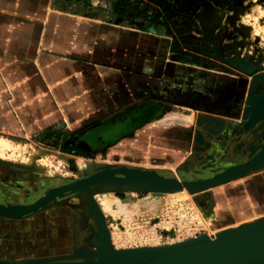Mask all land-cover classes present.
I'll list each match as a JSON object with an SVG mask.
<instances>
[{"label":"crops","instance_id":"1","mask_svg":"<svg viewBox=\"0 0 264 264\" xmlns=\"http://www.w3.org/2000/svg\"><path fill=\"white\" fill-rule=\"evenodd\" d=\"M112 3L0 0V136L75 160L87 175L125 167L184 180L162 174L199 152L204 119L234 115L251 77L187 59L194 49L176 28H144ZM47 220L45 237L55 234Z\"/></svg>","mask_w":264,"mask_h":264},{"label":"rangeland","instance_id":"2","mask_svg":"<svg viewBox=\"0 0 264 264\" xmlns=\"http://www.w3.org/2000/svg\"><path fill=\"white\" fill-rule=\"evenodd\" d=\"M137 7L139 11L151 14L164 12L171 26L184 36L187 46L194 49L187 52V59L223 72L229 69L237 75H255L254 81L260 85L250 95H264V0H142ZM135 21L141 26L145 25L146 19ZM228 59L239 60L253 71L245 74L230 66L228 63L232 62ZM233 64L237 65V62ZM250 79L241 82L245 93L241 99L237 98L234 115L229 119L220 118L218 128H213L212 133L203 138L198 153H188L180 163L171 166L172 170L166 169L162 175L185 178L177 179L181 181H199L202 179L189 178L194 176L192 170L202 172L201 177L208 172L206 174L210 177L245 162L251 148L259 145L257 152L260 151L264 132L259 133V130L264 128V119L252 127L243 124ZM94 163L98 161H90L87 165L90 166L85 168L87 173L94 169ZM76 165L75 160L56 154H41L33 144L0 136V186L4 190H15L11 185L17 186L16 183L23 181L28 184L41 180L68 182L93 173L85 174L80 164L77 172ZM106 189L113 188L102 190ZM102 190L95 186L77 195L67 194L58 203L48 207L53 201L40 209L48 216V223L55 224V234L47 237L42 231L49 232V225H41L42 221L33 219L28 222L27 217L13 219L0 215V263L63 258L82 247L94 250L101 237V223L107 229L112 249L118 251L160 247L200 234L216 235L239 226L264 222V162L242 177L220 182L202 192L188 194L184 191L183 196L126 189L118 192ZM89 193L90 200L85 198ZM107 197L110 205L108 211L102 212L98 201ZM78 198L80 202H77ZM77 203L82 204L78 207ZM121 205L124 208L118 211ZM40 210L31 217H37ZM79 215L82 218H78ZM75 227L79 229L78 234Z\"/></svg>","mask_w":264,"mask_h":264},{"label":"water","instance_id":"3","mask_svg":"<svg viewBox=\"0 0 264 264\" xmlns=\"http://www.w3.org/2000/svg\"><path fill=\"white\" fill-rule=\"evenodd\" d=\"M229 60V59H228ZM232 63H228L233 68L238 69L239 71L244 72L245 74H250L253 70L247 67L246 64H243L239 60L230 59ZM237 62V65L233 63ZM256 78L255 75L251 76L250 84L248 86L249 95L245 100L244 107V125L247 127H252L257 124L261 120L264 119V112L262 115L258 117H254V115L260 110H264V96H253L251 97L250 93L257 89L258 83L254 81ZM262 80V79H261ZM204 125L201 127L203 133H212L213 128H218L217 124L213 126L208 125V119H204ZM195 137H198V133H196ZM259 146V145H258ZM257 146V147H258ZM257 147L251 148L250 156L248 159L238 165H234L228 168H225L223 171L213 174L212 176L193 182H185V181H176L174 179L164 178L163 176H159L153 170H145V169H128L125 168L123 173H120L117 168L116 170H102L94 173L92 176L94 179L100 184H121L128 186L129 183H145L146 181L154 182V184H159L162 187L166 188L165 190L169 191L172 187H181L182 185L186 187H197L199 185H203L209 181L218 180L219 182H223L227 179L236 177L241 173L248 172L254 164H256L260 159L264 157V147L257 152ZM257 152V153H256ZM254 154V155H253ZM250 168V169H249ZM113 171V172H112ZM120 173V174H119ZM123 174V175H122ZM120 175V176H118ZM91 176V177H92ZM74 180V179H73ZM70 180L69 182L75 184V181ZM88 178L82 179L81 181L87 182ZM84 182V183H85ZM66 187H70V184ZM80 185V184H79ZM64 188V187H63ZM55 189H49L44 192L41 196L34 199L30 203L27 204H0V215L9 217V218H18L17 215H23L35 207L44 206L47 203V195L49 191ZM65 190L73 191V187L67 188ZM121 189H112L114 192H118ZM138 192H144L140 189H134ZM195 191L196 188L190 189L189 192ZM67 191V192H69ZM52 193V192H51ZM53 194V193H52ZM51 194V195H52ZM67 196V193L63 194L61 197ZM53 197H56V194H53ZM88 199L90 200L91 195L88 194ZM56 198H60L59 196ZM34 207V208H33ZM94 210V209H93ZM95 212V211H94ZM96 214V212H95ZM97 215V214H96ZM99 218V217H98ZM100 224V223H99ZM102 226H99L101 232L102 243L100 241L99 244L95 243L96 249L88 250L84 249L88 253L81 255L80 251L75 254L63 257V258H43L36 260H21L17 262H4L5 264H27V263H44V264H98L97 261L101 260L99 264H126L125 262H121L116 258L112 257V253L114 251L110 250L112 247L108 243V235L106 230L104 229V224L101 223ZM252 225V224H251ZM247 225V226H251ZM261 225V224H260ZM264 226V224H263ZM250 229V230H248ZM247 230H240L236 233H232L226 236H220L216 239L209 240L204 237L203 234L196 235V237L187 238L186 240L174 242L172 244L162 245L157 247L152 257L146 263L143 264H193L198 261L216 258L220 256L231 255L235 253H239L242 251H248L252 249H260L264 248V227L263 228H248ZM106 241V247H105ZM108 243V244H107ZM106 251V252H105ZM120 251V250H118ZM109 253V255H108ZM98 254V256H97ZM94 256V258L85 259L81 256ZM96 257V258H95ZM100 257V258H99ZM3 263V262H2Z\"/></svg>","mask_w":264,"mask_h":264},{"label":"bare ground","instance_id":"4","mask_svg":"<svg viewBox=\"0 0 264 264\" xmlns=\"http://www.w3.org/2000/svg\"><path fill=\"white\" fill-rule=\"evenodd\" d=\"M262 96H264V95H261L259 97H262ZM263 112H264V110H262V111L259 110L254 115V117L256 118L259 115L261 116ZM263 147H264V143L262 145V148ZM263 162H264V157L262 159H260L256 164H254L252 167H250L251 169L249 168L250 170L248 172L241 173L240 175H238L236 177H233V178H230V179H227V180H225L223 182H227L229 180H233V179L242 177V176L246 175L247 173H249L250 171H252L254 169H257ZM114 168H117V170H119L120 173H123L124 172L123 170H125V167H106V168H102V169H99V170L100 171H102V170H116ZM128 169H130V168H128ZM99 170H97L96 172H99ZM133 170H135V169H133ZM136 171H138V170H136ZM96 172H94V173H96ZM94 173H92L91 175L87 176V178H88L87 182L81 181L82 179H79V180L75 181V184L70 183V184H72L70 187H66V186L69 185V183H68V184H64V185H60V186L49 188L50 190L51 189H55V190L49 191V193L47 195V203L44 206H41V207L39 206L37 208L33 207L34 209H32L31 211H29V212H27V213H25V214H23L21 216L17 215L18 218H13V219L26 218L28 216H31V215L37 213L40 209L45 207L47 204L55 201L56 199L64 198V197H61V196H63V194H65V192L67 194H70V195H77V194L82 193L84 191L90 190L92 187H95V186L120 185V186L127 187L130 191H134V192H138V191H135L134 189H140V190L144 191L145 193H151V194H169L170 195V194H173V193H178L179 196H180V194H181V196H183L182 194L184 193V191H187L188 194H192V193H196V192H202L204 190L213 188V187L217 186L218 184H220V182L216 179L214 181H209V182L204 183L203 185H199L197 187H186V186L182 185L181 187H172V188H170L169 191H167V190H165L166 188L162 187L161 185L154 184V182H150V181H146L145 183H129V184H127L128 186L121 185V184H106V183L105 184H100L99 182H97L94 179L95 176L94 177L92 176ZM118 176H120V175H118ZM83 179H85V178H83ZM176 181L180 182L179 180H176ZM187 182H193V181H187ZM71 187H73V191L71 190V192H70L69 190H65V189L71 188ZM191 188L192 189L196 188V190L195 191L193 190L192 192H189V190ZM67 191H69V192H67ZM51 192L53 194H56V197L59 196L60 198L53 197V194ZM111 192H113V191H111ZM43 194H44V192H43ZM178 194H174V195H178ZM100 200L98 202H99V205H100V207L102 209V212L108 211V208H109V205H110L109 198L107 197L106 199L104 198L103 200H101V201ZM123 208H124V206H122V205L119 206L118 207V211H121ZM116 213H115V215H116ZM98 217H99V215H98ZM263 224H264V222H261V221L260 222H255L252 225L251 224H247V225H251V226H247V225L239 226V227L231 229V230H226V231H223V232H220V233H216V235H214L212 233H208L207 235H204V237L208 238L209 240H212V239H216V238H218L220 236L222 237V236L230 235L232 233H236L237 231H240L242 229L243 230H247L248 228H252V227L263 228L264 227ZM104 229L106 230V233H107V229H106L105 226H104ZM248 230H250V229H248ZM74 231H76V233L79 232L77 227H75ZM100 232H101V230H100ZM100 241L102 243V238L101 237H99V239L97 240V244H99ZM107 241L110 244L109 239ZM105 247H106V241H105ZM84 249H86V248H83V247L81 248V252H80L81 255H84V254L88 253L87 251H84ZM156 249H157V247H142V248H137V249H130V250L126 249V250H120V251H114L112 248L110 250L114 251L112 253V257L118 259L121 262L123 261L126 264H143V263H146L149 260L150 257H152V255L154 254ZM108 255H109V253H108ZM94 256H96V255L81 256V257H84L85 259H89V258L92 259V258H94ZM97 256H98V254H97ZM96 262H98V264H99L102 261L101 260H99V261L96 260ZM27 264H29V263H27ZM30 264H44V263L38 262V263H30ZM193 264H264V248L252 249V250L242 251V252L231 254V255H226V256H220V257H216V258L206 259V260L195 262Z\"/></svg>","mask_w":264,"mask_h":264},{"label":"flooded vegetation","instance_id":"5","mask_svg":"<svg viewBox=\"0 0 264 264\" xmlns=\"http://www.w3.org/2000/svg\"><path fill=\"white\" fill-rule=\"evenodd\" d=\"M164 13V12H163ZM163 13H161L160 15L163 17L166 25L168 26L167 29L170 32L174 31V28L171 26L170 21H168V19L163 15ZM177 32V30H175ZM198 131H201L200 129H198ZM264 132V128L262 127L259 130V133ZM201 137H202V141L203 142V138H205L207 136V134L203 133L202 131L200 132ZM257 141V140H256ZM255 141V142H256ZM254 142V143H255ZM201 143L199 142V145ZM198 145V146H199ZM198 149V148H197ZM194 172V176L189 177V178H198V179H204V178H208L209 174L204 173V175L201 177L200 174L202 172H198V170H192ZM206 174V175H205ZM207 176V177H205ZM69 181H62V182H58L56 180H41L39 182H34L31 184H28V182L23 181L20 183H16V185H11V187L16 188L15 190H11V189H6L4 190V187L0 186V204H27L30 203L31 201H33L34 199H36L38 196H40L42 194V192L48 188L51 187H56V186H60V185H64V184H68ZM19 187L21 189H19ZM69 197V196H68ZM72 197V196H71ZM64 199V198H63ZM61 199H56L55 202L51 203L48 207H50L51 205H54L55 203H58ZM44 211V210H43ZM43 211L41 210L38 214L37 217H27L25 220L29 222V220H33L35 219L36 221H41L44 218L48 219V216L43 213ZM79 231V229H78ZM78 234V233H77Z\"/></svg>","mask_w":264,"mask_h":264},{"label":"trees","instance_id":"6","mask_svg":"<svg viewBox=\"0 0 264 264\" xmlns=\"http://www.w3.org/2000/svg\"><path fill=\"white\" fill-rule=\"evenodd\" d=\"M112 8L116 10L117 13H122L124 17L138 19L144 21V28H163L164 31L168 33L167 25L163 19V17L159 13H147L146 11H139L137 7L142 0H113Z\"/></svg>","mask_w":264,"mask_h":264}]
</instances>
